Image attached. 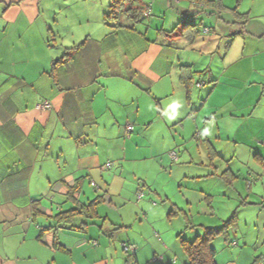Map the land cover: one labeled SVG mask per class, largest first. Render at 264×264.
Listing matches in <instances>:
<instances>
[{
    "label": "crops",
    "instance_id": "crops-1",
    "mask_svg": "<svg viewBox=\"0 0 264 264\" xmlns=\"http://www.w3.org/2000/svg\"><path fill=\"white\" fill-rule=\"evenodd\" d=\"M179 1L168 0L166 4L172 7ZM109 3L110 0H0V264H125L123 243L136 246L132 248L137 264H142V256L149 260L158 255L157 241L144 234L124 235L122 231L128 230L130 224L100 214L98 205L108 194H98L101 184L94 177L109 161L107 149L117 150L115 144L109 143L119 136L120 126L141 121V92L155 89L163 99L173 95L172 89H183L180 65L174 69L176 78H170V93L168 85L160 83L155 87L172 69L164 42L178 36H169L166 32L175 25L167 29L164 23L158 32H166H159L160 38L153 40L138 30H115L103 21ZM161 3L165 8V1ZM142 5H147L146 0ZM147 6L151 8V4ZM243 25L240 33H244ZM121 34L126 40L124 47L120 46ZM257 37L261 50L247 51L264 58V31ZM50 40L54 44H49ZM245 43L256 47L254 41ZM77 45L79 49H69ZM119 51L123 55L121 64L114 59V53ZM260 68L261 65L255 67L256 74ZM210 92L207 89L205 93ZM187 97L190 102L191 94ZM159 98L155 100L163 114ZM45 100L51 109L38 110L36 104ZM121 115L125 121L120 120ZM101 117L107 121L101 134H107L108 145L96 142ZM91 119L93 122L88 123ZM77 121L85 122L79 139L66 126ZM174 121L181 119L175 117ZM113 126L118 133L115 136L105 131ZM124 151L123 146V157ZM86 177L89 183L98 185L92 186V197L86 188ZM196 177L199 175L190 178ZM77 189L81 193L75 200ZM107 190L106 187L103 192ZM211 194L190 188L183 197L188 212H193L196 205L203 216H215ZM97 195L102 199L95 208L96 216L85 217V224L74 222L78 227L68 228L55 218L58 212ZM82 196L86 198L84 202L80 200ZM33 203H37L38 210H34ZM101 217L104 221L100 224L97 218ZM77 218L84 217L77 216L74 221ZM191 220L194 223L192 217ZM224 264L238 262L230 259Z\"/></svg>",
    "mask_w": 264,
    "mask_h": 264
},
{
    "label": "rangeland",
    "instance_id": "rangeland-1",
    "mask_svg": "<svg viewBox=\"0 0 264 264\" xmlns=\"http://www.w3.org/2000/svg\"><path fill=\"white\" fill-rule=\"evenodd\" d=\"M164 1L165 8L161 0H146L147 5L151 4L150 15L136 26L138 31L153 40L159 37L158 29L163 23L170 29L184 18L195 23L185 32H197L192 40L183 35L164 42L172 69L155 87L163 83L169 86L166 90L170 93V78H176L174 69L181 64L191 65V84L188 90L185 86L172 89L173 95L163 99L155 89L151 93L141 92V121L130 123L133 129L129 134L126 127L120 126L119 136L109 143L115 144L117 150L107 149L113 164L94 177L101 184L98 194H108L99 203V212L103 217L108 215L117 222L124 220L130 224L122 234H144L159 243L158 255L148 257L149 260L142 256L140 263L183 264L185 255L176 234L183 231V238L191 240L195 231L183 230L182 210L200 225L196 226L200 234L205 226L221 225L235 210L236 227L229 235L231 243L221 236L213 240L217 263L235 259L238 264H264V58L247 51L261 50L257 36L264 31V0H214L208 6L181 0L172 7L167 6L168 0ZM143 2L137 0L140 5ZM242 25L244 33H240ZM245 40L256 42V47ZM125 43L121 34L120 46ZM49 44L54 43L50 40ZM114 59L121 64V51L114 53ZM259 65L256 74L255 67ZM207 89H211L208 94ZM156 98L160 99L163 114ZM118 117L124 120L123 115ZM175 117L181 121H174ZM105 120H99L96 142L108 145L107 134H101ZM105 131L113 136L118 134L115 126ZM172 151L176 153L175 160L169 155ZM117 153L118 158H114ZM192 175L199 177L190 178ZM85 179L86 188L92 193L90 178ZM193 187L212 193L215 216H203L196 205L193 212H188L183 197ZM139 193L143 195L141 199H137ZM85 199L82 196L80 200ZM171 208L177 213L169 217L167 212ZM103 217L97 218L100 224ZM84 220L77 218L74 222L78 225Z\"/></svg>",
    "mask_w": 264,
    "mask_h": 264
},
{
    "label": "trees",
    "instance_id": "trees-1",
    "mask_svg": "<svg viewBox=\"0 0 264 264\" xmlns=\"http://www.w3.org/2000/svg\"><path fill=\"white\" fill-rule=\"evenodd\" d=\"M188 1L191 3L202 4V5L207 4V6L208 4L212 5L216 2L214 0H188ZM149 9L150 8L147 5L142 6L138 4L137 0H110L108 8L103 14V21L105 22V24H107L108 26L112 27L115 30L127 29L130 31H137L136 26L142 21L143 17L150 15V12L148 15H145V12ZM178 21H179L178 24H176L170 31L166 32L163 30H159V32L161 31H163L164 33L166 32L169 36L184 35L186 36L187 39L192 40L197 30L193 29L189 32H185L184 29H186L187 27H194L195 23L192 22L191 19H184V18ZM179 25L182 26L181 29L178 28ZM205 30L207 31L208 29L205 28ZM79 46L80 45H77L69 49L71 51H74V50L79 49ZM57 62L58 60H56L54 64H56ZM190 66L191 65H188V64H181L179 66V80L186 87L187 90L190 87L191 79H192V75H191L192 71H191ZM45 101H48V100H45ZM156 101L158 102V100ZM75 120H78V119H75ZM92 122L93 120L91 119V121H89L88 123H92ZM77 123L79 125L75 123H70V124L68 123L66 124V126L69 127L70 132L75 136V138L79 139L80 135L83 134L81 126L85 122L80 123L79 121H77ZM110 162L112 163V161ZM90 183L92 184L94 182L91 181ZM92 185L93 187L97 188L95 184H92ZM228 185H231V184L228 182ZM80 191H81L80 189L76 190V193H75L76 195L74 196L75 200H78L77 195L81 193ZM142 196L137 199H141ZM101 199H102L101 195H97V197L93 198L92 200H88L85 203H81L67 210L58 212L55 215V218L59 222L62 221L64 225L67 224L68 226L66 227L68 228H76L78 226L74 224L75 217L81 216V215L84 218L85 217L86 218L95 217L96 216L95 208L97 204L101 201ZM32 205H33L34 210H38L37 203H33ZM176 213L177 211L171 208L167 212V216L170 217L171 215H175ZM181 213L185 220L184 222L185 230L188 229V230L195 231V236L191 238V240L190 239L188 240L187 238L186 239L183 238L182 236L183 231H180L176 234L177 237L180 239V245L185 255L183 264H218L215 258L217 252L213 245V240L216 237L221 236L225 239V241L228 244L231 243V239L229 238L230 237L229 235L231 231H235L236 211L234 210L233 213L226 220H224L223 223L219 226L203 227V232L201 234H200V231L198 232V230L196 229L197 225L194 224L192 220L190 219L191 217L189 218V215H187L185 211L183 210ZM85 220L83 224H85ZM131 246H133V244L123 243V251L124 253H126L125 264H137L136 261L134 260L135 251L130 252L128 250V247H131ZM256 261L257 260H255L254 263Z\"/></svg>",
    "mask_w": 264,
    "mask_h": 264
},
{
    "label": "built area",
    "instance_id": "built-area-1",
    "mask_svg": "<svg viewBox=\"0 0 264 264\" xmlns=\"http://www.w3.org/2000/svg\"><path fill=\"white\" fill-rule=\"evenodd\" d=\"M149 14V10H147L146 12H145V15H148ZM206 31V30H205ZM198 86H199V83L197 84ZM36 108L38 109V110H41V111H46V110H49V109H51V104L48 102V101H44V102H42V103H37L36 104ZM126 132H127V134H129L131 131H132V125L130 124V123H126ZM170 157L173 159V160H175L176 159V153L175 152H170ZM111 162L110 161H107L104 165H103V167L105 168V169H107V168H109L110 166H111ZM92 184H94V183H92ZM142 196V193H139L138 194V196H137V198H140ZM126 250H127V248H126ZM128 250L129 251H134V249L132 248V246L131 247H128Z\"/></svg>",
    "mask_w": 264,
    "mask_h": 264
}]
</instances>
